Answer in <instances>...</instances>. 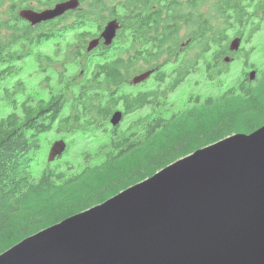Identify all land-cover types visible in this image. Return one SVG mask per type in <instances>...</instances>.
<instances>
[{"label": "trees", "instance_id": "obj_1", "mask_svg": "<svg viewBox=\"0 0 264 264\" xmlns=\"http://www.w3.org/2000/svg\"><path fill=\"white\" fill-rule=\"evenodd\" d=\"M6 1L9 13L0 10V254L200 148L264 125V64L257 67L244 48L228 49L232 36L247 44L264 29V0H79L76 10L34 26L18 17L15 4L43 10L64 0H0V7ZM113 18L115 42L87 53L86 41ZM45 42H55L61 59L39 50ZM226 56H241L255 69L254 80L244 70L228 79ZM31 60L47 81L39 96L12 81ZM148 70L147 81L131 84ZM194 76L212 93L189 94L174 109L171 96ZM117 110L123 119L112 127ZM57 138L66 142L65 152L48 162L46 147Z\"/></svg>", "mask_w": 264, "mask_h": 264}, {"label": "water", "instance_id": "obj_2", "mask_svg": "<svg viewBox=\"0 0 264 264\" xmlns=\"http://www.w3.org/2000/svg\"><path fill=\"white\" fill-rule=\"evenodd\" d=\"M78 7L79 0H64L17 15L34 26ZM118 30V22L109 21L89 40L87 53L110 47ZM241 41L231 40L229 51L238 52ZM152 74L142 72L131 84ZM255 75L248 73L251 81ZM122 119L117 110L109 122L117 127ZM65 149L64 140L55 141L48 161ZM0 264H264V125L200 148L22 240L0 254Z\"/></svg>", "mask_w": 264, "mask_h": 264}, {"label": "rangeland", "instance_id": "obj_3", "mask_svg": "<svg viewBox=\"0 0 264 264\" xmlns=\"http://www.w3.org/2000/svg\"><path fill=\"white\" fill-rule=\"evenodd\" d=\"M33 5H34V3H32V6ZM21 8L19 7L18 4H15V7H14L15 13L18 14V12L20 11ZM0 10L5 11L6 14H8L9 13V2L6 1L5 4L2 7H0ZM236 37H240V36H232L231 40H233ZM89 40H91V39H88L86 41V46H87V43L89 42ZM231 40H230V42H231ZM68 41H71V37H68ZM73 41H74V39H72V42ZM64 43L65 42H63L61 44L63 52H64V48H65ZM240 48H244L246 53L247 52H249V53L253 52L251 55V58H255L256 66L261 67L264 64V29L260 33L256 34L251 42L245 44V43H243V41H241ZM40 49L42 50V52L44 54H47V55H49V56H51L57 60L61 59L60 51L55 50V42H45L39 48V50ZM228 49H229V45H228ZM223 62H224V59H223ZM230 63H231V66H230V72L228 75V79H231V78L236 77L237 75H240L241 70L248 71V73L250 71L255 70V69H248L245 66V63H244L243 58L241 56H233L232 61ZM45 68H47V67H45ZM53 68L56 71H63V69L60 67L59 64H55ZM54 70H52V72H50V74L48 76H50V75L54 76V74H53ZM18 72H19V74L14 75V78L11 77V78H13L12 81H15L16 79L21 80L25 86V91L27 93L32 94V95L39 96L42 93H44V89L46 88V82L47 81H46V79H44V74L38 71L37 63L34 60H31V62L29 61L28 63H25L23 65V67L18 70ZM46 74H48V73H46ZM196 75H198V74H196ZM209 93H212V92L208 89V86L206 84H204L203 80L198 76H194L188 82L184 83L182 86H180L178 88L176 93H174V95L171 96L170 102H171V104H175L174 109H177L187 99L189 94L205 96ZM68 139L70 140L71 136H68ZM57 140H61V138H57V139L53 140L52 144ZM52 144L50 146L46 147L47 161H48V153H49V150H50ZM83 145L86 146L87 142H85ZM77 146L81 147V145L78 142H77Z\"/></svg>", "mask_w": 264, "mask_h": 264}, {"label": "bare ground", "instance_id": "obj_4", "mask_svg": "<svg viewBox=\"0 0 264 264\" xmlns=\"http://www.w3.org/2000/svg\"><path fill=\"white\" fill-rule=\"evenodd\" d=\"M103 30V29H102ZM102 42V41H101ZM237 168H240V167H237ZM236 167H235V170L237 169ZM237 178H239V177H237ZM148 179V178H147ZM146 180V179H145ZM237 180H239V179H237ZM144 181V180H143ZM142 182V181H141ZM232 185H235V181H233V184ZM134 186V185H133ZM130 187H132V186H130ZM235 186H233V188H234ZM83 212V211H82ZM81 213V212H80ZM71 217V216H70ZM47 229V228H46ZM45 230V229H44ZM43 231V230H42ZM41 232V231H40ZM28 238V237H27ZM26 239V238H25Z\"/></svg>", "mask_w": 264, "mask_h": 264}, {"label": "flooded vegetation", "instance_id": "obj_5", "mask_svg": "<svg viewBox=\"0 0 264 264\" xmlns=\"http://www.w3.org/2000/svg\"><path fill=\"white\" fill-rule=\"evenodd\" d=\"M114 19H115L117 22H119L117 18L109 19V20H107V21L105 22L104 26H105L109 21H112V20H114ZM118 24H119V23H118ZM104 26H103V28H104ZM103 28H102V29H103ZM113 42H115V40H114Z\"/></svg>", "mask_w": 264, "mask_h": 264}]
</instances>
